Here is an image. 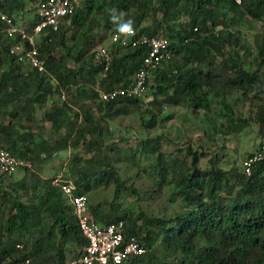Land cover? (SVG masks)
I'll list each match as a JSON object with an SVG mask.
<instances>
[{"label":"trees","instance_id":"obj_1","mask_svg":"<svg viewBox=\"0 0 264 264\" xmlns=\"http://www.w3.org/2000/svg\"><path fill=\"white\" fill-rule=\"evenodd\" d=\"M32 1L0 0V13L20 21ZM36 16L27 24L20 21L27 32ZM243 17L264 21V0H85L57 30L47 28L40 35L43 73L9 53L20 39L8 37L0 19V147L32 163L23 168L27 171L20 179L6 182L12 174L0 171V264H64L86 244L72 205L53 182L56 175L40 173L43 162L60 151H68L62 177L86 196L95 219L124 220L126 235H135L145 247L129 264H264V159L254 162L250 173L243 167L223 169L215 154L208 157L207 151L190 144L186 149L171 145L166 151L164 142L179 141L165 134L142 138L136 145L138 137H116L111 126L134 112L143 123H154L166 106L184 105L191 112L202 110L207 120L209 113L222 118L224 134H231L248 124L247 117L234 119L228 101L239 92V98L253 101V120L264 138V74L245 66L249 49L240 44L238 28ZM128 21L138 33L162 30L169 40L170 56L150 72L149 107L139 98L97 100L98 89L127 85L147 53L143 45L112 42L110 67L103 71L93 61V46L105 32L119 31ZM256 48L264 63V31L257 36ZM171 117L165 113L161 119ZM40 121L50 124L51 137L38 135L44 129ZM71 148L76 150L72 155ZM138 151L150 154L152 161L135 167L128 183L130 177L122 176L118 164L135 165ZM202 158L207 160L204 166ZM142 173L155 189L152 184L142 191L135 183ZM111 182L112 200L89 201L98 185ZM165 186L178 197L181 209L165 197V204L144 209L140 201L156 198ZM128 191L135 199L123 207L120 197Z\"/></svg>","mask_w":264,"mask_h":264},{"label":"built area","instance_id":"obj_2","mask_svg":"<svg viewBox=\"0 0 264 264\" xmlns=\"http://www.w3.org/2000/svg\"><path fill=\"white\" fill-rule=\"evenodd\" d=\"M85 0H38L37 21L30 32L21 22L8 15L0 13L4 22L3 30L8 37L19 36V42L9 47V53L31 68L43 73L46 61L39 55L37 43L45 29L57 30L60 22L73 14L76 8ZM240 2V0H235ZM132 35L121 34L119 31L111 33V41L120 45H143L148 48L143 62L127 85L118 86L111 90L98 89V101L108 102L118 98H139L146 100L148 95L149 76L151 69L157 67L163 59L170 56L169 40L162 30L153 34L138 33L135 28ZM196 29V28H195ZM26 41V42H25ZM27 43V44H25ZM113 53L106 45L99 43L92 50V59L106 71L113 59ZM64 98V94L61 95ZM264 159V138H261L258 148L252 155L242 161L243 170L250 173L254 162ZM31 168L29 159L14 156L6 147H0V171L7 175L17 169ZM72 204L73 213L81 235L86 239L78 255L67 259L64 264H129L131 257L142 255L145 247L135 235H126L124 220L109 223L98 222L90 212L87 198L84 194L75 192V185L71 179L61 175L53 180ZM19 246V245H17ZM25 264H29L26 260Z\"/></svg>","mask_w":264,"mask_h":264},{"label":"rangeland","instance_id":"obj_3","mask_svg":"<svg viewBox=\"0 0 264 264\" xmlns=\"http://www.w3.org/2000/svg\"><path fill=\"white\" fill-rule=\"evenodd\" d=\"M37 1L38 0H33L32 2H28L26 4L22 12L23 17L20 18L22 23L27 24L29 19L36 15ZM144 24H148V21H144ZM238 28L240 30V44L249 49V53L246 55L245 59V66L251 70L258 69V71L264 74V63L260 64V57L258 56L256 48L257 36L259 33L264 31V21L243 17ZM99 43H102L107 47L111 46V32L109 30L105 32V38L102 41H99ZM93 48H95V46H93ZM244 50L245 49L242 48L241 52L245 54ZM151 82L152 81L149 82L148 88L150 87ZM251 95L252 91H249L247 96L250 97ZM239 96V92H233L228 96V101L236 113L234 119H236L238 116L247 117L248 124L238 128L231 134H224V124H222V118L219 119V117H213L214 115L212 116L209 113L210 116L208 117L211 118V120H207L202 110H199L198 112H191L184 105L166 106L162 110L157 121L154 123H143L141 114L134 112L130 115L121 116L115 121H112L111 126L116 137L120 134L138 137V141L135 142L136 145H138V142L142 138L155 137L160 134H165L172 140L179 141L178 144H176V142H164L163 147H165L164 149L166 151H169L171 148L179 144L183 147V149H186L188 144H190L198 151H207L208 157H210L212 154H215V160L219 167H222L223 169L236 167L238 170H241L243 159L257 148L259 140L261 139V135L258 131V124H256L253 120V115L255 113L253 101L249 98H239ZM147 97L148 98H146V100H142L143 107H149L148 103L152 97L150 94H148ZM216 106H218L217 103H213V107L215 108ZM165 113H171L172 117L169 120L163 121L161 117L165 115ZM146 117L148 116L146 115ZM217 128H220L221 131L216 133L215 129ZM47 133L51 134L50 126L47 129ZM74 151L76 150L71 148L70 154L72 155ZM67 153L68 151H60L58 154L59 158L56 161L52 158L45 160L41 165L44 174H61V176L64 177V170H62L60 167H62L61 165H63L68 160ZM151 161L152 156L150 154L138 151L135 165L119 163L118 166L120 167L122 176L130 177L128 180V183H130L133 180L132 178L136 171L135 167L141 168ZM205 163H207L206 158H202L201 165L204 166ZM55 166L57 168L53 169ZM26 171L27 170L23 168L17 169L12 172L10 177L4 178V180L7 182L12 179H20ZM144 176V173H142L140 176L134 179L135 183L140 185L141 190L145 189L147 185L151 186L152 184V189H155L157 185L154 182H151L148 177ZM156 193V198L143 199L140 201V204L144 209L152 210L156 209V205L165 204L162 197L169 199L175 205H177L178 207L176 210L179 211V209H181L179 208L180 204H178V197L172 194L168 187L165 186L159 189ZM113 197L114 185L112 182L107 186L98 185L90 193V195H88L89 201L91 203H96L101 200L110 201L113 199ZM63 199L66 203L72 205L65 194H63ZM134 199L135 194L131 193V191L123 193L120 197L123 207H126L127 204L131 203V201ZM5 207L6 203L4 202L3 209ZM159 249L162 250L161 246ZM157 253L159 252L157 251ZM70 256L71 255L69 253L68 258Z\"/></svg>","mask_w":264,"mask_h":264},{"label":"crops","instance_id":"obj_4","mask_svg":"<svg viewBox=\"0 0 264 264\" xmlns=\"http://www.w3.org/2000/svg\"><path fill=\"white\" fill-rule=\"evenodd\" d=\"M23 71H25L26 69H27V66L24 64V65H22V68H21ZM46 106H47V104H46ZM45 106V107H46ZM42 110V109H41ZM40 110V111H41ZM2 122H4V120L2 121V120H0V123H2ZM40 123H42L43 125H44V129L42 130V133L41 134H38V135H40V136H42V137H51L52 136V134H49V133H47V129L49 128V123L48 122H43V121H40ZM40 138L41 137H39V136H37V140H40ZM60 153V152H59ZM59 153H57V155L56 156H54L52 159H55V161L56 160H58V158H59ZM62 167H60L62 170H63V165H61ZM57 167L55 166L53 169H56ZM40 173H41V175L42 176H44V177H53V176H60L61 174H54V175H45L44 174V172L42 171V167H41V170H40Z\"/></svg>","mask_w":264,"mask_h":264},{"label":"clouds","instance_id":"obj_5","mask_svg":"<svg viewBox=\"0 0 264 264\" xmlns=\"http://www.w3.org/2000/svg\"><path fill=\"white\" fill-rule=\"evenodd\" d=\"M118 30L121 34H126V35H132L134 32L131 21L121 24Z\"/></svg>","mask_w":264,"mask_h":264}]
</instances>
